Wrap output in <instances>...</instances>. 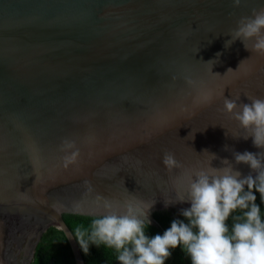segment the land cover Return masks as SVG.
Returning <instances> with one entry per match:
<instances>
[{"label": "water", "instance_id": "1", "mask_svg": "<svg viewBox=\"0 0 264 264\" xmlns=\"http://www.w3.org/2000/svg\"><path fill=\"white\" fill-rule=\"evenodd\" d=\"M261 7L264 0H0V264H29L52 232L83 264L62 214L96 219L131 206L143 219L154 202L151 238L163 233L155 212L183 217L190 207L179 200L196 171L227 159L255 176L233 153L264 149L243 138L250 130L223 101L264 99V55L240 40L225 44L240 17ZM65 139L79 150L68 167ZM165 153L180 167L169 170Z\"/></svg>", "mask_w": 264, "mask_h": 264}, {"label": "clouds", "instance_id": "2", "mask_svg": "<svg viewBox=\"0 0 264 264\" xmlns=\"http://www.w3.org/2000/svg\"><path fill=\"white\" fill-rule=\"evenodd\" d=\"M241 2L232 0L234 7H239ZM228 34L231 40L226 41V47L240 40L247 50L264 55V7L254 8L250 16L240 17L236 28ZM248 41H252L251 47ZM247 99L250 103H238L239 97H225L224 109L243 129L250 130V135L243 138L252 137L254 146L264 149V99ZM60 150L66 153L62 158L64 167L76 162L79 150L74 141L65 139ZM233 155L236 164L248 165L256 175L242 176L227 159L221 161L224 165L221 168L210 166L196 171L189 178L187 200H179L190 203L189 208L181 211L188 223L173 220L163 235L149 238L145 229L150 224L148 212L154 202L142 213L143 219L129 206L123 214L109 211L94 219L88 233L91 244L97 245L98 241L114 248L119 264H165L170 250L177 246H182L191 264H264V219L260 205L255 202L256 193L264 202V151ZM162 163L169 170L180 167L171 153L164 154ZM170 203L173 202L166 201V206ZM237 209L244 210L243 215L235 218L229 230L227 221ZM77 234L81 237L78 240L81 248L87 252L89 243L83 240L84 233L77 229Z\"/></svg>", "mask_w": 264, "mask_h": 264}, {"label": "trees", "instance_id": "3", "mask_svg": "<svg viewBox=\"0 0 264 264\" xmlns=\"http://www.w3.org/2000/svg\"><path fill=\"white\" fill-rule=\"evenodd\" d=\"M256 197L255 202L260 205L261 218L264 219V202H262L259 193H256ZM243 211L242 209H237L232 213V216L227 221L229 230H231L235 218L242 217ZM155 217L163 233L170 228L173 220H181L184 223H188L186 218L178 217L168 211L155 212ZM62 219L75 239L83 264H119L117 259L118 253L114 248H109L98 241L96 242L98 246L91 244L92 241L89 240L88 233L91 230V224L95 218L76 214H62ZM77 229L84 233L83 240L89 243L87 252L81 248L78 242L81 237L78 236ZM170 251L171 255L165 261V264H191V259L185 253L182 246H177ZM29 264L74 263L62 234L60 232H52L41 236Z\"/></svg>", "mask_w": 264, "mask_h": 264}]
</instances>
